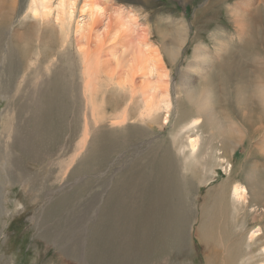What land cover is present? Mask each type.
I'll use <instances>...</instances> for the list:
<instances>
[{
  "label": "rangeland",
  "instance_id": "rangeland-1",
  "mask_svg": "<svg viewBox=\"0 0 264 264\" xmlns=\"http://www.w3.org/2000/svg\"><path fill=\"white\" fill-rule=\"evenodd\" d=\"M236 1L238 0L107 1L109 5L120 7L125 12H132L135 15L137 31L141 29L139 32L145 34L143 35L145 36V43L156 51L155 53L152 50L148 51L154 54L147 55L148 59L152 60L153 57V60L157 61L158 58L156 63H159L160 66L162 64L159 73L162 74L163 72V74L169 75L168 92L174 106L169 115L170 119H168L167 124L163 125L159 119L152 122L146 118L143 120L136 118V108L140 105L139 96L135 94L130 97L128 89H138L140 86L142 88V82L148 83V80L143 77V73H135L136 76L134 75V79H131L133 85H124V89L123 86L122 88L118 87V83L123 82L125 72L128 69L124 67V71L123 68L118 67L115 60H111L109 65L107 63L103 67L104 74L97 71L91 85L96 89L95 91L101 90L100 93H95L100 104L97 108V115L103 116L105 119L96 125L90 123V134L80 153L76 156L74 148L73 152L67 156H62L58 149L54 148L42 154L40 164H35L33 162L27 163L26 159L19 155V151L16 149L14 152L23 161L25 175L28 177L38 175V182L44 186V190L38 193L33 191L24 179L12 180L11 184H4L6 178L4 173H0V264H97L88 255L89 242L93 231H96L99 225L106 222L105 203L109 200V193H111L117 179L124 174L130 176L131 172H139L141 169L139 163L146 161L150 170L142 173L148 175L151 172L148 183H152L155 174L157 175L164 170L158 161L159 159L163 160V158L171 164L170 173L173 180L171 179L169 184L173 187V195L171 193L168 200L173 203L172 208L176 215L181 209L182 203L179 197L182 192L185 194V204L188 201L187 193L190 192L192 199L195 198L193 200L194 206L203 204L204 210L208 211L215 206V193L219 188L224 187L228 191L223 193L224 199L221 201L223 208L219 211L217 217L219 224L216 226L221 231L226 229L230 236L227 243L221 241L222 247L238 244L244 238V236L240 238V235L238 238H234L239 230L233 228L236 219L231 206L229 189L232 181L241 182L245 163L250 159L251 145L253 146L264 135L263 111L259 110L254 99L250 102L247 101L251 92V85L256 79L253 80L256 74L254 67L260 65V62L257 64L253 54L258 52L257 55L264 59V14L262 12L258 13V16H263L261 19L255 16L257 18H255L254 24H257L255 26L253 24L254 27H251V30L247 32L245 42L239 44L234 41L231 47H228L224 52L221 51L223 55L221 60L215 63L217 69L212 78L206 82L197 80L195 83L197 89L204 85L211 89L213 96L211 107L216 109L219 116H222V111H224L223 113H226L227 117L233 118L236 124L244 130L247 127V120L254 123L255 132L248 137L249 146L246 144L242 150L239 149L234 155L229 154L230 168H227L223 163L224 165L220 164L215 168L213 175H205L198 173V168L194 172L185 169L182 154H179L172 147L170 137L171 132L176 128V124L191 116L189 113L191 110L185 102L178 103L176 110L174 87L179 80V74L191 60L192 49L195 45L203 44L213 50L216 46L215 38H228L227 36L235 35L237 27L234 21L227 16V7ZM260 2H264V0L254 1L252 8L255 13H257L256 9ZM81 5H83V0H78L74 7V22L83 17V15L79 16ZM28 7L29 0H8L5 8L2 6L3 10H0V25L1 15L6 13L4 15L6 26L0 39V46L4 47L0 48V116H4L10 104L9 108L12 109L25 102L31 103L29 100L31 98H26L28 88L24 92L29 82L30 85L39 84L40 87H44L43 92L48 91V93L51 92V89L56 92L59 87L60 91H64L60 94L62 97L58 100L56 109L62 110L63 118L59 120L61 116L58 115L57 110L50 119L56 122L58 134L62 135L65 132L64 128L67 130L62 146H69L70 144L74 146L76 142H80L83 134V126L80 128V125L76 124L77 128H74V120L77 116L79 120L76 121L83 124L82 116L88 111L87 97H89L86 91L87 80L84 75V66L76 50L78 48L76 38H74L76 36L73 37V34H70V42L66 43L64 47L61 46L60 41H56V36L51 35L49 26L33 18L32 14L28 12ZM84 17L87 20V16ZM100 19L102 21L96 23V27L93 25L95 29H103L106 19ZM179 19L180 21L183 20L184 25H186L185 41L180 47L177 58L171 61L161 47L163 40L160 41L158 30L172 31L174 25H181ZM14 31L23 33V39L19 40L20 42L16 37L11 38ZM43 32L48 34L47 37ZM121 34L111 38V32L109 36L102 38L101 42H95L96 46H92V48L94 47L93 50L100 53V58L105 60L112 49H122L119 47L123 39ZM9 49L10 56H8ZM59 71H61L62 78L60 81L58 80L57 86H54L53 83H56L54 77ZM236 86L241 87L238 89L242 92L240 107H237L234 99V87ZM48 93L44 94L48 96ZM22 94L24 95L23 98H19ZM91 96L93 97V95ZM47 99L46 96L41 99V109L43 108V110L51 108ZM124 106V111L126 114L129 113L130 117H125L126 122L124 124L113 126L111 124L112 115L121 112ZM239 108L249 112L244 120L241 118ZM260 112L262 113L259 114ZM15 113L17 114V110ZM163 115L162 111L160 115H157V118H162ZM260 116L261 121L257 119ZM257 121L260 122V125H257ZM258 126L260 127L258 128ZM74 133H76V139L73 140L70 137ZM102 137L110 141L108 146L113 148L112 153L108 156L109 158L107 155L103 156V161H99L96 166L93 164L89 167L87 158L92 149V146L89 145L96 138L95 145L101 144L104 142ZM207 138L206 133L203 139ZM0 140L4 141L3 137H0ZM252 141L253 143H251ZM217 144L218 142L215 141L212 146ZM200 145H202V140ZM72 156L73 162L70 164L69 159ZM257 159L259 160V158ZM258 166L261 170L259 177L264 181V161L258 162ZM65 168H67L66 171ZM229 174L231 175L230 179H228ZM118 185H120V181H118ZM143 193L145 192H142V199L144 198ZM247 197V203L244 204L246 206L249 205L248 200L250 199L249 196ZM66 198L69 201L62 204L61 202ZM203 198L205 201L201 202ZM110 200L113 202L112 198ZM157 201L158 199H155L152 203ZM143 202H141V206ZM256 216L253 211L249 215H244L249 230L251 228L252 236L256 234L258 226L264 224V220L258 221V218L255 220ZM157 217L158 215L151 217L147 213L141 218V224H159V220H156ZM194 217L201 218L200 209L197 207L195 216L194 207L191 208L188 216L189 223L185 225V230L180 233V236H183V243L179 254L163 263L157 262V264H205L206 252L204 253L202 244L194 235L195 229L200 224L196 221L193 222ZM222 225L224 226L222 227ZM244 234L247 236L249 232L245 231ZM78 235L83 236V241L80 242L78 251L75 250L72 254L71 251H68V247L76 246L74 244H76ZM253 242L251 241V243ZM248 251L249 249L245 250L244 247L235 249V252L241 255L248 253ZM222 254L225 255V252ZM259 254L262 253H257V255ZM235 262L241 263V259H236ZM259 262L260 260L253 256L250 262L244 264H258Z\"/></svg>",
  "mask_w": 264,
  "mask_h": 264
},
{
  "label": "bare ground",
  "instance_id": "bare-ground-1",
  "mask_svg": "<svg viewBox=\"0 0 264 264\" xmlns=\"http://www.w3.org/2000/svg\"><path fill=\"white\" fill-rule=\"evenodd\" d=\"M7 1L8 0H0L1 11L3 10L2 6L5 8ZM77 1L78 0H29L28 12L32 14L33 18L49 26L48 28L49 30L51 29V35L54 37L56 36V41H60L61 46L64 47L66 43L70 42V34H73V37L74 35L76 36L74 37L76 38V45L78 46L76 50L84 66V75L87 80L86 91L89 94V97H87L88 111L86 110L87 112L83 113L82 116L83 124H79V121H76L79 118H77V116L74 120V128H77V125H80V128L83 126L82 138L80 142H76L74 146L72 144L69 146H62L67 130L64 128L65 132L62 135L60 133L58 134L56 130L57 124L52 121L50 117L58 110L56 109L58 107V100L61 99L62 96L60 97V94H62L64 90L60 91L61 89L58 87L56 92L52 89L49 93L48 91L43 92L44 87H40L37 83L30 85L29 82L24 92H26L28 88L26 98H31L29 99L31 103L25 102L12 109L9 108L10 104L4 116H0V137L4 139V141L0 140V173H4V177L6 178L4 179V184H11L12 180L17 181L24 179V181L26 180V182H28L33 191L38 193L44 190V186H41L37 180L38 175H31L32 177L25 175L26 171L23 167V161L21 157L14 152L16 149H18L19 155L26 159L27 163L33 162L35 164H40L42 154L54 148L58 149V152H60L59 154L62 156H67L73 152L74 148L76 156L80 153L85 147V143H87V137L90 134V123L96 125L99 121L105 119L103 116L100 117V115H97V108L100 104L98 103L99 100L95 93H100L99 91L101 90L95 91L96 89L93 88L91 83L97 71H101L104 74L103 67H105L107 63L109 65L111 60H115L117 66L123 68L124 71L125 68L128 69L127 72H125L123 82H117L118 87L122 88L123 86L125 89L124 85H133V80L131 79H134L135 73H143V77L148 80V83L145 81L142 82L145 86L140 84L142 88L140 86L138 89H128L130 97L135 94L139 96L140 105L136 108V118L141 120L146 118L152 122H156L155 120L159 119L163 125L167 124L168 119H170L169 115L174 106L168 92L169 75L163 74V72L162 74L159 73L162 64L160 66L159 63H156L158 62L157 57V59L154 58L157 61L153 60V57L152 60L148 59L147 55H154L152 52L154 51L155 53L156 51L152 50V48L145 43V36H143L145 34L139 32L141 29L137 31L135 15H133L132 12H125V10L120 7L109 5V2H107L109 0H83V5H81L82 7L79 12V16L83 15V17L74 22V7ZM254 1L255 0H238L227 7V16L234 21L237 27V31L234 33L235 35L232 37L225 35L228 38H215L214 42L216 46L213 50L203 44L195 45L192 49L191 60H189L186 67L182 69L179 74V80L174 87L176 110L178 103L181 101L185 102L191 110V112H189L191 116L185 120L181 118L183 119L182 122L176 124V128L171 132L170 137L172 147L179 154H182L186 170H192V172H194L198 168V173L213 175L215 173V168L220 164L224 163L227 168H230L231 161L229 159V154L234 155L239 149L242 150L244 146L248 144L249 135L251 136V134L255 132L253 129L254 123L250 122V120L246 121L247 127L246 130H244V128L242 129V127L240 128L236 124L233 118L227 117V114L223 113L224 111H222L223 115L219 116L216 109L211 107L213 101L211 89L205 85L200 89H197L195 86L197 80L206 82L212 78L217 69L215 66L216 61L219 62L221 60L223 55L222 52L228 47H231L234 41L239 44L246 41L247 32L251 30V27L257 24H254L255 18H257L255 16H258L259 12L264 14V2L258 4L256 9L257 13H255L252 8ZM5 14L6 13L1 15L0 39L3 35V29L6 26ZM84 16H87V20H85ZM258 17L261 19L263 16ZM100 18L106 19V21L103 20L105 21V25L103 29H95L96 23L100 22V20L102 21ZM180 24L181 25L178 24V26L177 24L174 25L172 31L158 30V37L160 41L163 40V45L161 42V47H163L166 56L171 61L177 58L180 47L185 41L186 25H184L183 20L180 21ZM93 25H95V27H93ZM144 31H146L145 28ZM111 32V38L119 33L123 34L120 35L121 37L123 36V39L120 42L121 46H119L122 47V49H112L109 54L107 53L106 59L103 60L100 58L101 56H99L100 53L95 52L92 46H96L95 42H101L100 40L107 35L109 36ZM44 35L47 37L48 34L46 35L44 33ZM15 37L18 41L22 40L23 33L14 31L11 38ZM0 48L4 47L0 46ZM150 50H152V52H148ZM257 53L252 54L255 56L257 64L260 62V65L254 67L256 69V74L253 80L256 79L254 82L252 81L253 85H251L252 88L247 101L250 102L254 99L259 110L263 111L264 114V59L259 57ZM8 56H10V49ZM61 75V71L55 75L54 78H56V83L52 82L54 86H57L58 80H61ZM238 88L241 89V87H234V99L236 100L235 104L237 107L242 100V92ZM2 89L4 90V88ZM44 93H48V96ZM91 95H93V97ZM23 96L22 94L19 98H23ZM45 96L48 98V103L51 104V108L46 109L47 111L45 109L43 110V108L41 109V99ZM124 109L125 106L121 112L112 115L111 124L113 126L116 124H124L126 118L130 117L129 113L126 114ZM251 109L253 110V108ZM16 110L17 114L15 113ZM50 110L51 112H48ZM162 111L164 113L162 118H157V115H160ZM239 111L242 120L249 114L248 110L246 111L245 109L242 110L239 108ZM261 113L262 112L259 114ZM58 115L61 116V118H59V120H61L63 118L61 109L60 111L58 110ZM67 119L66 116V120ZM257 119L260 121L262 120L261 116L260 118L257 117ZM257 123V125H260L259 121H257ZM255 127L257 126L255 125ZM259 127L260 126H258V128ZM206 133L208 138L203 139ZM71 136V139H76V133ZM96 140L89 145L92 146L87 158L89 167L93 164L96 166L99 161H103L102 159L105 155L109 158L108 156L113 150V148L111 149L108 146V144H110L109 140L103 138L104 142L95 145V142H97ZM201 140L202 145H200ZM215 141H217L218 144L213 147L212 144ZM251 143H253V141ZM249 155L250 159L245 163V167L242 171L241 182L232 181L229 189V196L232 201L231 206L234 210L233 212H235L236 219V224H233V228L239 230L234 238H238L239 235L240 238L244 236L238 244L224 246L225 248L222 247L223 244L221 241H226L227 243L230 235L227 233L226 229L221 231L216 226V224H219L217 223L219 222V219L217 220L219 211L223 208L221 203L224 199L223 193L224 191H228V189L225 190L224 187L218 189L215 193V206L208 211L204 210L203 204L199 206L196 204L194 206L193 200L195 198L192 199L190 192L187 193L188 201L185 204V194L182 192L179 197L182 203L181 209L178 215H176L172 208L173 203L168 200L170 194L172 193L173 195V187L169 184L172 179L170 173L171 164L163 158V160L159 159L158 161L164 170L157 175L155 174L152 183H148V179L151 178L152 173L149 172L148 175H143L142 173L143 171L150 170L146 161L139 163L141 164L139 172H131L130 176L124 174V176L117 179L111 193H109V200L105 203L104 209L107 211L106 222H103V225H99L91 236L88 250L89 257L93 258L97 264L163 263L167 261V259L179 254L183 243V236H180V233L185 230V225L189 223L188 216L191 212V208L194 207L195 216L197 207L200 209L201 218L194 217L193 222L196 221L200 224L199 227L195 229L194 235L202 244L204 253L206 252L205 264H244L250 262L253 256L260 260L258 264H264V224L260 225V227L258 226L255 232L256 234L252 236L251 228L249 230L246 218L244 217V215H249L250 212L253 211V213L257 215L255 220H257V218L258 221L264 220V181L259 177L261 170L258 166V162L264 161V135H262L253 146L251 145V152ZM73 156L69 159L70 164L73 162ZM257 158H259V160L261 158V160L259 161ZM133 165L136 166L137 164ZM226 167L225 170H227ZM66 170L67 168H65V171ZM230 178L231 175L229 174L228 179ZM118 181H120V185H118ZM118 189L119 191H117ZM143 191L145 193H143L144 198L142 199ZM247 196H249L250 199L248 200L249 205L246 206L244 204L247 203ZM154 197L158 199V201L153 204L152 202L155 201ZM111 198L113 202L110 200ZM68 201L69 199L66 198L61 203L63 204ZM142 201L144 202L141 206ZM204 201L205 198L201 200V202ZM242 211L243 213H241ZM147 213H149L151 217H156L158 215L156 220H159V224H141V218ZM111 222L113 224H109ZM223 226L224 225H222V227ZM70 231L72 232L73 229ZM245 231L249 232L247 236L244 234ZM68 239L70 240V238ZM81 241H83V236L78 235L76 244H74L76 246L72 248L68 247V251H71L70 253L75 250L78 251V246L81 245ZM251 241L253 243H251ZM237 247H244L245 250L249 249V251L241 255L235 252ZM224 252L225 255L222 254ZM257 253L262 254L257 255ZM236 259H241V263L235 262Z\"/></svg>",
  "mask_w": 264,
  "mask_h": 264
}]
</instances>
